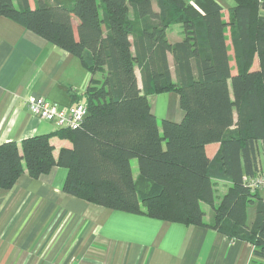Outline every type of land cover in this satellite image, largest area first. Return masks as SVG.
<instances>
[{
	"label": "trees",
	"instance_id": "1",
	"mask_svg": "<svg viewBox=\"0 0 264 264\" xmlns=\"http://www.w3.org/2000/svg\"><path fill=\"white\" fill-rule=\"evenodd\" d=\"M0 0L8 18L77 57L89 71L75 129L0 144V188L26 173L67 169L62 190L111 210L213 229L264 264V198L243 182L264 142V0ZM181 39L171 43L170 26ZM171 56L169 61L168 56ZM101 75L96 79L97 75ZM179 96L181 121L148 97ZM68 139L57 155L51 138ZM218 143L209 158L205 146ZM138 175L133 177L131 160ZM228 186L214 202L215 182ZM201 202L210 206L205 219ZM253 217L247 222V209Z\"/></svg>",
	"mask_w": 264,
	"mask_h": 264
},
{
	"label": "crops",
	"instance_id": "2",
	"mask_svg": "<svg viewBox=\"0 0 264 264\" xmlns=\"http://www.w3.org/2000/svg\"><path fill=\"white\" fill-rule=\"evenodd\" d=\"M215 1L225 13L233 3ZM152 4L156 9L155 0ZM167 37L171 43L180 40V26H170ZM89 79L77 57L0 17V144H19L56 130L55 124L30 114L28 99L42 96L69 106L75 103L70 92L81 95ZM148 100L158 120H182L177 93ZM51 144L55 156L60 148L71 147L68 139L58 137ZM218 146H205L209 158ZM257 160L264 172V142L257 144ZM131 168L136 179L133 160ZM66 174L63 167L36 179L23 173L10 189L0 188V264H248L251 258L247 242L230 241L213 229L111 210L68 195L62 190ZM227 186L215 182L219 192Z\"/></svg>",
	"mask_w": 264,
	"mask_h": 264
},
{
	"label": "built area",
	"instance_id": "3",
	"mask_svg": "<svg viewBox=\"0 0 264 264\" xmlns=\"http://www.w3.org/2000/svg\"><path fill=\"white\" fill-rule=\"evenodd\" d=\"M27 108L32 116L69 129L77 128L87 114V105L84 101L61 106L42 96L29 98ZM243 182L252 191L264 190V172H258L251 177L243 176Z\"/></svg>",
	"mask_w": 264,
	"mask_h": 264
},
{
	"label": "rangeland",
	"instance_id": "4",
	"mask_svg": "<svg viewBox=\"0 0 264 264\" xmlns=\"http://www.w3.org/2000/svg\"><path fill=\"white\" fill-rule=\"evenodd\" d=\"M262 13L264 12L263 10L261 11ZM175 26V25H174ZM176 26H179V25H176ZM101 77V75H97L96 76V79H98V78H100ZM163 118H161V119H159V122H160V120H162ZM133 162L137 165V161H136V159H133ZM137 170V168L135 167V171ZM218 191H215L214 192V202H215V204H217L218 202H219V200H220V196L222 195V193L225 191H221V192H219L221 189H217ZM259 191H262L259 195L260 196H262V197H264V190H258V192ZM201 208L205 211V219H208L209 217H210V214H211V209H210V206L208 205V204H206V203H204V202H201ZM253 214H254V212H253V209L251 208V207H249L248 209H247V222H249L251 219H252V217H253Z\"/></svg>",
	"mask_w": 264,
	"mask_h": 264
}]
</instances>
